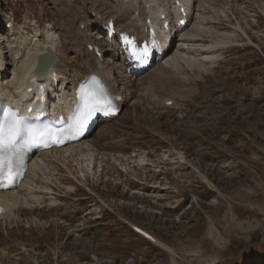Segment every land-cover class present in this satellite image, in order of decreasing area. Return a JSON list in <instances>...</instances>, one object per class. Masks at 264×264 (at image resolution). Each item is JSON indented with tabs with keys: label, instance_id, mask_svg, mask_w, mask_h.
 Segmentation results:
<instances>
[{
	"label": "rangeland",
	"instance_id": "rangeland-1",
	"mask_svg": "<svg viewBox=\"0 0 264 264\" xmlns=\"http://www.w3.org/2000/svg\"><path fill=\"white\" fill-rule=\"evenodd\" d=\"M194 1L188 28L199 36L180 54L186 69L170 74L181 85L124 76L102 43L122 112L74 155L35 157L45 168L29 174L20 196L32 186L39 201L0 218V264H264V0ZM10 19L17 34L7 36ZM24 22L37 33L53 23L58 34L69 17L57 0H0L7 80ZM219 41L227 46L206 73L193 72L195 55Z\"/></svg>",
	"mask_w": 264,
	"mask_h": 264
},
{
	"label": "bare ground",
	"instance_id": "bare-ground-1",
	"mask_svg": "<svg viewBox=\"0 0 264 264\" xmlns=\"http://www.w3.org/2000/svg\"><path fill=\"white\" fill-rule=\"evenodd\" d=\"M57 1L62 5V7H64L65 13L69 17V22H65L62 29L58 28V34L54 31L55 24L53 23L49 24V26L46 25L43 28V33H37V27L33 28L34 26L31 27L29 22H24L22 28L25 32L23 33V35L21 34V39L16 42V45L13 48H9V50L14 49L11 52L12 54L10 55L12 64V68L10 71L12 75L11 79L7 80L6 78L2 77L1 73L3 71V62H1L0 60V96L6 95L8 91H11V93L22 98L24 101L27 100V102L30 104L34 101H37L39 106H45V104H48L47 102L50 101L51 105H53V109L61 110L63 106H65L66 111L70 112L73 106V85L76 86L79 81L86 78L91 73L100 71L101 73L105 72L108 75V81L112 89L123 97V104L125 102V95L122 90H119L118 87L119 83L121 82L119 78H116V76L114 75L113 65L104 62V55L107 52V48H104L102 43H107L108 41H110V43H112L113 45L115 42L113 41V38H110V40H108L104 37L101 30L102 25L105 24V22L109 18H113L116 23V28H118L119 30H126L130 31L131 33L138 34L142 31L145 19L149 18L153 24H156L158 20V14L160 12L166 13L169 19L174 17L173 20H170V30L168 32L159 31L158 33V37L163 43L162 49L164 50L163 56L158 57V60H166L163 64L161 62L154 63L155 66L153 65L152 61L150 66L139 74L138 78L139 80H141L147 78L146 76L151 75V77H155L159 79V81L162 80L167 82H175V85H178L180 83L183 84L185 82L183 79L182 80L184 82L177 79L178 77L173 78L172 76H170V74L175 72V70L179 71L180 68H183L184 70L185 67L182 66L184 64L181 61L182 55L180 54L184 53L185 56L187 50H190L189 43H194L198 39H196L194 36L196 34H199L197 33L198 31L196 30V28H193L194 25L192 24L193 26H191L190 29L188 28V26L191 24V19L193 18L191 12L193 11V3H195L194 0H177L178 4H176V0H82L80 1L81 5L76 4L73 0ZM196 1L197 4L201 2L204 3V0ZM178 6L184 7V10L187 14L186 17H188V21L183 27L177 26L175 24V19L178 15ZM85 10L88 14L92 15L91 18H88L84 15ZM124 12L128 13L129 15L125 20H120L119 17ZM85 17L86 19H84ZM10 25L11 26L6 32V35L10 34L9 32H11L12 35H16V28L13 24ZM81 25H83L82 29ZM69 28L73 29L72 32H70ZM192 28L195 29V32ZM167 40H169L168 48V42H166ZM89 44H96L100 47V51L102 52L100 58L96 57L94 52L88 49ZM48 46L51 48L54 56L56 57V61L54 63H51V67H49L50 69L48 70L50 72L53 71L56 73V79H58V82H60V86H56L55 88V85H53L54 83L52 84L49 78L45 79V81H43L45 83V89L43 93L48 92V95H53V97L51 98V100L47 99L43 101V99H45L42 97L43 93H39L34 86V81L36 80V78L34 80L33 74L37 56L41 54ZM226 46L227 45L221 41L217 42L216 44L204 46L203 54L205 55L200 57H197L198 55H195L193 59L191 58L192 60L197 61V66L196 68L193 67L192 71L195 73H206L208 66L210 67V65L213 64L212 61L215 60V57L212 58V55H215V53L219 54L220 50H222ZM1 47L3 48V46ZM67 49L72 52V55L67 56L65 54V50ZM114 49H116V47H114ZM111 56L114 60L113 62L116 63L117 67L119 66L124 70V72L131 70L132 66L128 65L125 60V55L118 51V48L117 51L114 50L111 53ZM5 62H7V60H4V63ZM100 63L102 67L99 69L98 64ZM131 74H133V72ZM124 76L129 77L132 75ZM21 83H25L26 86H31L32 90L30 92H25L20 88ZM67 85L69 86V89ZM121 112L122 109L118 113L117 117ZM30 115L32 116V114ZM94 132L95 130L92 131V133ZM84 142L86 141L82 139L77 143L71 144L63 149L53 150L51 152H56V154L61 157V154L63 152L69 151V154H67V156H72L74 155L72 150L77 146H81V144H83ZM86 150L88 149L86 148ZM84 151L85 149H78V151L75 152L77 154H80L84 153ZM51 152H42L36 156L45 154L49 155V153ZM42 157L44 158V156ZM34 159L32 162H30L26 176L24 180L21 181L17 189L0 192V205L7 209V212L1 215L0 218L6 217L8 215V212H10L11 214L13 213L15 216H17L19 214V211L21 212V210H19L20 208H32L33 205L37 201H39V197L34 194L33 191H31L30 188L32 186L30 185V187L28 188L29 193H27L26 195H24V193L22 196H20V192L24 182H27V179H29V174H31V172H35V174L39 173L45 168H43L44 162L41 163L40 161H38L41 163L40 165H38L37 162L34 161ZM201 178L202 180L207 181L206 178ZM208 182L210 183V181ZM209 183L208 185L212 186ZM33 189L34 188H32V190ZM154 241L162 244L155 238ZM163 246L165 245L163 244ZM215 262L216 261L214 260L213 264H215Z\"/></svg>",
	"mask_w": 264,
	"mask_h": 264
},
{
	"label": "snow or ice",
	"instance_id": "snow-or-ice-1",
	"mask_svg": "<svg viewBox=\"0 0 264 264\" xmlns=\"http://www.w3.org/2000/svg\"><path fill=\"white\" fill-rule=\"evenodd\" d=\"M152 43L155 45V39ZM146 53L147 48L145 47L143 54ZM96 110L93 107L82 117L78 130L83 129L88 117ZM35 133V129L23 126L19 118L10 117L0 120V187L15 183V177L23 164V154L18 145L25 137L28 138L26 143H35Z\"/></svg>",
	"mask_w": 264,
	"mask_h": 264
},
{
	"label": "water",
	"instance_id": "water-1",
	"mask_svg": "<svg viewBox=\"0 0 264 264\" xmlns=\"http://www.w3.org/2000/svg\"><path fill=\"white\" fill-rule=\"evenodd\" d=\"M47 50L50 52V58H51L50 59V63H53L56 58H55L51 48L47 47ZM259 238H260V233L258 231V232L255 233V236L250 240V242H256V241L259 240Z\"/></svg>",
	"mask_w": 264,
	"mask_h": 264
}]
</instances>
